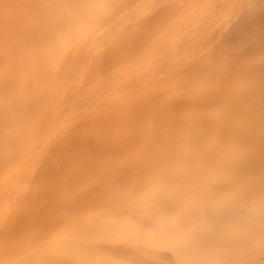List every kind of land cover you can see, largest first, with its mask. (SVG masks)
I'll return each mask as SVG.
<instances>
[{"label":"bare ground","instance_id":"1","mask_svg":"<svg viewBox=\"0 0 264 264\" xmlns=\"http://www.w3.org/2000/svg\"><path fill=\"white\" fill-rule=\"evenodd\" d=\"M263 2L0 0V264H264Z\"/></svg>","mask_w":264,"mask_h":264},{"label":"rangeland","instance_id":"2","mask_svg":"<svg viewBox=\"0 0 264 264\" xmlns=\"http://www.w3.org/2000/svg\"><path fill=\"white\" fill-rule=\"evenodd\" d=\"M263 4H264V2L260 4L259 8L261 7V9H262L264 7ZM263 10H264V8H263Z\"/></svg>","mask_w":264,"mask_h":264}]
</instances>
